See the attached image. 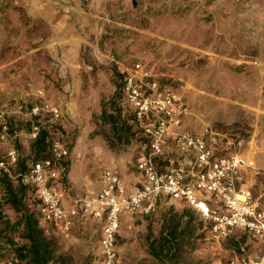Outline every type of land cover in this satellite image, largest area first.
<instances>
[{
  "label": "rangeland",
  "instance_id": "374dc122",
  "mask_svg": "<svg viewBox=\"0 0 264 264\" xmlns=\"http://www.w3.org/2000/svg\"><path fill=\"white\" fill-rule=\"evenodd\" d=\"M133 63L186 104L182 127L196 134L206 129L220 153L238 151L264 168V0H0V110L58 106L59 135L68 147L61 167H72L63 182L72 194L97 191L105 168L124 179L135 173L140 138L130 116L112 108L120 76ZM34 122L14 117L10 124L22 160L33 155L27 132ZM11 185L17 191L15 180ZM28 195L22 194L25 207ZM189 213L186 205L162 199L151 214L122 216L119 260L228 264L251 250L239 231L210 239L194 214L187 220ZM19 214L3 203L0 264H23L11 248L21 241L20 230L8 227ZM173 226L182 245L169 258H153L148 243L158 245L160 233ZM49 234L69 264H102L94 226Z\"/></svg>",
  "mask_w": 264,
  "mask_h": 264
},
{
  "label": "built area",
  "instance_id": "2783aa9c",
  "mask_svg": "<svg viewBox=\"0 0 264 264\" xmlns=\"http://www.w3.org/2000/svg\"><path fill=\"white\" fill-rule=\"evenodd\" d=\"M119 94L143 144L142 155L135 162L141 181L126 191L119 173L105 168L100 175L101 187L89 196L74 197L68 206L62 204L58 169L68 155V147L59 135L61 110L47 102L0 110V174L32 190L40 224L51 223L66 234L74 220L95 218L100 224L101 263L122 264L116 251L122 216L151 214L162 199L179 200L197 215L210 239L222 240L239 231L245 240L259 242L258 252L234 254L228 264H264V168L255 166L251 158L238 151L220 153L207 141L206 129L196 134L182 127L186 104L139 63L121 74ZM14 117L35 119L27 132L30 140L41 129L51 128L49 155L24 168L17 165L18 132L10 127ZM245 171L257 179L256 192L244 186Z\"/></svg>",
  "mask_w": 264,
  "mask_h": 264
},
{
  "label": "trees",
  "instance_id": "16d2710c",
  "mask_svg": "<svg viewBox=\"0 0 264 264\" xmlns=\"http://www.w3.org/2000/svg\"><path fill=\"white\" fill-rule=\"evenodd\" d=\"M50 131V129H41L38 132L30 145L33 155H29L27 160H22L18 156V167L24 168L28 163L49 155L48 145L51 136ZM141 145L143 146L142 143ZM11 182L12 180L0 174V186L4 190V194L0 195V217L3 203L8 204L12 209L20 212L18 219L8 226L12 230H20L21 241L12 242L11 248L14 258L23 264H69L67 256L56 254L54 239L49 234L54 231L58 232V229L51 223L40 224L37 216V203L33 197L32 190L16 181L19 186L17 191H15L13 190ZM27 191L30 194L28 195L30 199L28 201V207H25L22 203V194L24 196V192ZM193 214L194 213L187 214L189 217L187 220L190 221ZM195 216L197 217V215ZM8 222L9 221H5L6 226ZM118 232L116 237L118 236ZM179 235L180 233L177 226L169 227L164 233H160L157 239L158 245L154 246L153 241L148 243V253L157 260L163 257L169 258L170 253L174 249L179 248L183 243Z\"/></svg>",
  "mask_w": 264,
  "mask_h": 264
},
{
  "label": "crops",
  "instance_id": "0c3cea01",
  "mask_svg": "<svg viewBox=\"0 0 264 264\" xmlns=\"http://www.w3.org/2000/svg\"><path fill=\"white\" fill-rule=\"evenodd\" d=\"M118 90H119V87H118ZM121 100H122V102H121ZM123 98H114L113 99V104H112V108H116L117 109V111H118V113H121V114H124L125 116H126V114L128 115V116H130V113H129V111H128V108H126L123 104ZM129 121H131V117H130V120ZM17 152H18V150H17ZM142 152H143V150L141 149L140 151H139V153H138V155H137V157H136V161L139 159V157H141V155H142ZM19 155V154H18ZM166 157H169V155H166L165 156V158ZM68 161V160H67ZM135 161V162H136ZM61 163H63V162H61L60 161V163H59V165H58V169L60 170L61 169V176H62V179H61V182H60V186H61V192H62V204L64 205V206H68L69 205V203L71 202V200L74 198V197H76V196H89V195H91V194H93V193H95V192H92V193H88V194H82V195H77V194H72L71 192H70V189H69V187H67V186H65V184H64V182H63V180H65L66 179V176H67V172L69 171L68 170V164H67V162H65L64 163V165H62V167H61ZM71 171H72V167H71V169H70V171H69V175L71 174ZM134 175H133V172L131 171V178H129V179H124L121 175H120V173H119V175H120V178H121V181L123 182V184H124V186H125V189H126V191H130L131 189H133V187H135L140 181H141V176L138 174V172L136 171V169H135V164H134ZM245 173V175H244V186H246V187H249L253 192H256L257 191V182L255 181V177L249 172V171H245L244 172ZM252 176V178H248L249 176ZM100 178V187H101V185H102V182H101V177H99ZM99 187V188H100ZM170 201H172V202H178V203H182V204H184L183 202H181V201H179V200H170ZM185 205V204H184ZM122 219V218H121ZM90 225L91 227L92 226H94L95 227V230H96V232H97V235H98V237H99V226H100V224H99V221L97 220V219H95V218H92V217H89V218H87V219H85V220H82V221H80V220H74L73 221V223H72V226H71V228H70V230H69V232L70 231H72L73 229H81V230H86L87 229V225ZM121 227V226H120ZM68 232V233H69ZM234 233H236V231L235 232H232V233H230L229 235H228V237L229 236H231V235H233ZM225 239V238H224ZM246 242L248 241V243H247V246H249V247H251V248H249V249H251L250 251H249V253H256V252H258L259 251V242H257V241H251V240H249V239H246L245 240ZM239 254V253H238Z\"/></svg>",
  "mask_w": 264,
  "mask_h": 264
}]
</instances>
